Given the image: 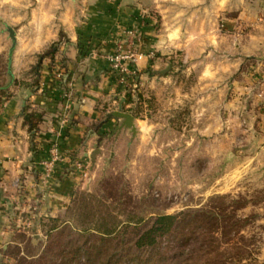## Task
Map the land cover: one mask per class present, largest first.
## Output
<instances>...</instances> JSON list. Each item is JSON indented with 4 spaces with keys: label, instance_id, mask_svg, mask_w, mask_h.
I'll return each instance as SVG.
<instances>
[{
    "label": "rangeland",
    "instance_id": "1",
    "mask_svg": "<svg viewBox=\"0 0 264 264\" xmlns=\"http://www.w3.org/2000/svg\"><path fill=\"white\" fill-rule=\"evenodd\" d=\"M170 5L192 25L211 30L213 43L201 57L174 50L170 63L166 59L159 70L139 73L142 86L122 87L118 94L132 95L123 111L135 116L136 132L116 129L123 119L115 116L103 122L121 99L100 101V116L88 126L82 146L73 157L63 154L62 161H73L67 175L74 180L64 210L55 216L61 227L49 232L52 216L30 219L0 249V264H84L78 246L99 245L102 231L118 228L129 247L157 215L181 212L198 214L195 223L212 228L199 236L212 245L196 257L197 264H213L218 252L237 246L264 263V0ZM148 10L161 28L158 13ZM50 16L46 1L0 0V105L16 91L23 96L36 78L40 88L30 89L33 94L47 95L51 82L65 91V72L57 75L62 67L42 57L56 52L58 43L38 49ZM9 27L16 32L15 46ZM48 59L50 72L43 78ZM206 210L214 213L209 222L199 213ZM192 227L178 224L164 246L174 248Z\"/></svg>",
    "mask_w": 264,
    "mask_h": 264
},
{
    "label": "crops",
    "instance_id": "2",
    "mask_svg": "<svg viewBox=\"0 0 264 264\" xmlns=\"http://www.w3.org/2000/svg\"><path fill=\"white\" fill-rule=\"evenodd\" d=\"M40 1H46L52 18L47 20L49 30L38 39V49L58 43L54 63L55 69L62 67L65 72V91L51 82L48 96L32 95L30 110L45 111L35 136L22 114L20 91L0 105V249L7 248L16 230L27 228L30 219L55 217L64 210L74 180L71 173L67 175L72 159L58 163L49 186L41 182L40 163L54 146L62 155L73 157L88 126L98 121L100 101L109 96L114 102L123 98L108 57L120 46H128L127 30L138 28L141 34L138 48L143 56L137 68L142 74L159 70L163 60L170 63L174 50H185L188 58L201 57L214 39L211 30L192 25L190 17L183 19L171 0ZM148 6L160 16L161 28ZM49 61L45 60L43 78L50 72Z\"/></svg>",
    "mask_w": 264,
    "mask_h": 264
},
{
    "label": "trees",
    "instance_id": "3",
    "mask_svg": "<svg viewBox=\"0 0 264 264\" xmlns=\"http://www.w3.org/2000/svg\"><path fill=\"white\" fill-rule=\"evenodd\" d=\"M54 45H57L54 44ZM56 52L51 50L46 52L42 57H49L51 61L55 59ZM38 75V74H37ZM34 90L40 88V79L36 80L27 86ZM131 94H126L125 102L128 104L131 101ZM24 116L29 130L33 136L39 130V124L42 121L43 113L35 110H30V105L24 108ZM201 216L209 222L214 213L211 210H206ZM190 212H181L178 214H159L153 221L132 241L133 245L126 247L121 239L123 233L118 228L113 227L101 232L100 244L87 246V241L82 246H78L76 253H82L85 259L84 264H197L196 257L201 255V252L208 253L212 243L203 244L199 236H206L212 232V228L206 225H198L193 218H196ZM52 226L49 227V232L58 230L61 226L58 217H51ZM141 219L135 222V225L141 223ZM191 226L189 234L182 236L178 240V244L174 248L164 246L163 239L172 235L174 228L178 224ZM128 228V225L126 226ZM199 241L200 246L195 244ZM114 243L112 249L108 244ZM213 264H264L253 257L251 252L244 247H232L231 250L219 253L215 256Z\"/></svg>",
    "mask_w": 264,
    "mask_h": 264
},
{
    "label": "built area",
    "instance_id": "4",
    "mask_svg": "<svg viewBox=\"0 0 264 264\" xmlns=\"http://www.w3.org/2000/svg\"><path fill=\"white\" fill-rule=\"evenodd\" d=\"M127 47H119L117 52L109 55L111 70L116 75V81L119 85L131 90H136L143 85L142 78L139 76L137 62L143 54L139 51L138 44L141 40V34L138 28L127 30ZM63 72L58 70L57 75L61 76ZM63 155L57 146L50 150L48 158L41 161V179L44 184L49 183L54 174V169L58 162L62 161ZM79 164V163H78ZM81 164L78 166L80 167Z\"/></svg>",
    "mask_w": 264,
    "mask_h": 264
},
{
    "label": "water",
    "instance_id": "5",
    "mask_svg": "<svg viewBox=\"0 0 264 264\" xmlns=\"http://www.w3.org/2000/svg\"><path fill=\"white\" fill-rule=\"evenodd\" d=\"M9 32H10V36L13 40V46H15L16 44V32L12 27H9ZM170 68V66H168V68L164 69V70H160L161 73H166V71ZM33 94L32 90L27 89L23 92V100H22V114L24 113V108L27 105V100L29 99V97ZM125 102V98H121V102L118 106L117 110H114L112 112H108L106 118L104 119L103 122H107L109 120V118L115 116L118 118L123 119V121L121 122L120 125H118L116 127V129H122L124 127L126 128H130L131 131L136 132V125H135V116L131 113L125 112L123 111V103ZM94 132V131H93ZM32 138V142H33ZM100 149H96V151H99Z\"/></svg>",
    "mask_w": 264,
    "mask_h": 264
}]
</instances>
